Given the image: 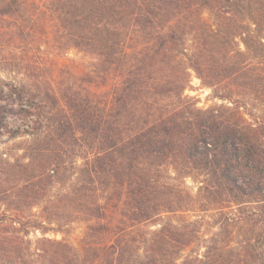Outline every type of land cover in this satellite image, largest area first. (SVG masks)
<instances>
[{"label":"trees","instance_id":"1","mask_svg":"<svg viewBox=\"0 0 264 264\" xmlns=\"http://www.w3.org/2000/svg\"><path fill=\"white\" fill-rule=\"evenodd\" d=\"M5 23L0 66L25 79L0 77V135L31 139L0 202L40 211L1 225L0 264H264V0H0ZM72 47L90 68L53 61ZM193 73L221 103L197 106ZM190 210L216 215L202 252ZM74 220L82 254L18 240Z\"/></svg>","mask_w":264,"mask_h":264},{"label":"rangeland","instance_id":"2","mask_svg":"<svg viewBox=\"0 0 264 264\" xmlns=\"http://www.w3.org/2000/svg\"><path fill=\"white\" fill-rule=\"evenodd\" d=\"M9 37L10 30L9 27H7V23L0 24V50L3 49L8 52L13 48V45H11L12 43L9 42ZM47 49L48 51L58 52L54 50L52 46L47 47ZM55 60H58L61 65L67 64L73 69L85 70L90 68L91 64L96 59L94 56L79 51L78 49L72 47L66 52L55 53L53 56V61L55 62ZM49 69L53 70L52 68ZM0 77L4 78L7 81L15 82L17 84L25 79V76L22 73L9 69H4L2 66H0ZM185 93L188 96L193 97L197 102V106L201 108H206L222 102V100L214 97L212 89L204 86L201 83V80L194 73L192 74L190 85L186 89ZM248 108H250V110H252V112L256 116L261 115L263 112V107L258 104V100L250 97L248 98ZM27 123L30 124L31 121H29V119H26L23 116L10 115V117L7 119V125L13 128L16 126H24ZM3 133L4 134L0 135V163H2L3 166H6L5 169L9 171L7 167L8 163H5L4 161L8 160L9 162H12L16 156L21 155L24 151V147L26 146L27 142L31 139V137L27 135H22L15 138H10L5 131ZM188 183L193 187L196 186V183H194L191 179L188 180ZM7 184L8 182L5 183V185ZM16 210H21L19 211L20 214L25 216L24 220H27L29 210H32V213L39 214L40 206L35 205L31 208L23 200H17V202L11 199H8L7 201H1L0 227L2 224H6L4 222L9 221V216ZM184 216L188 220L197 221V224L200 227L202 237L199 243L197 244L196 248L200 252L204 251L203 245L205 244L206 240L212 234L213 231L217 230V227L214 226L216 217L215 212L213 210H190L185 212ZM63 220H66V218ZM59 224H61V222L53 223L51 225L53 229L47 232L34 228H30L29 233L26 234L24 233V231H21L20 233H18V240L20 241L21 246L24 249L27 248V246H30L32 249H35V247L39 245V240L43 238H50L51 240H61L73 245L78 250L79 254H82V239L85 233L87 223L83 220H74L73 222L64 224L62 221V225ZM154 227L155 226H153L152 228ZM58 228L59 230H57Z\"/></svg>","mask_w":264,"mask_h":264}]
</instances>
